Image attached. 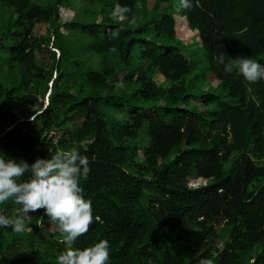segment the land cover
I'll return each instance as SVG.
<instances>
[{"label":"trees","instance_id":"16d2710c","mask_svg":"<svg viewBox=\"0 0 264 264\" xmlns=\"http://www.w3.org/2000/svg\"><path fill=\"white\" fill-rule=\"evenodd\" d=\"M222 54L264 65V0H0V154L88 157L93 222L73 248L264 264V79L225 72ZM36 219L0 227V264H57L66 245Z\"/></svg>","mask_w":264,"mask_h":264},{"label":"clouds","instance_id":"9594fccd","mask_svg":"<svg viewBox=\"0 0 264 264\" xmlns=\"http://www.w3.org/2000/svg\"><path fill=\"white\" fill-rule=\"evenodd\" d=\"M178 7L191 9L193 0H178ZM220 63L225 72H236L246 81L264 79V65L250 58L236 56L225 62L222 54ZM90 171L88 157L77 150L56 152L32 163L0 154V204L11 199L22 214L11 219L0 214V227L23 232L22 216L43 210L57 226L66 245L57 256V264H108L110 245L107 239L84 248L72 247L93 222L92 203L85 197L81 185Z\"/></svg>","mask_w":264,"mask_h":264},{"label":"rangeland","instance_id":"374dc122","mask_svg":"<svg viewBox=\"0 0 264 264\" xmlns=\"http://www.w3.org/2000/svg\"><path fill=\"white\" fill-rule=\"evenodd\" d=\"M182 30V29H181ZM192 31H194V30H192ZM156 80L157 81H164L163 80V77L160 75V74H157L156 75ZM190 78L192 79V81L194 82V83H199L200 82V80L198 79V78H194L193 76H190ZM212 81H214V80H212ZM206 87H207V85H206ZM47 104V99L45 100V105ZM5 209L6 210H8V212H11V213H16L17 214V210H18V208H19V206L18 205H16L15 203H14V201L13 200H8L7 201V203L5 204ZM38 212V211H37ZM37 212H34V213H30V214H28V215H26V216H22V218L24 219V221H25V227H24V229H30L31 227H33L35 224H36V216H37ZM18 214H20V215H22L21 213H18ZM17 214V215H18Z\"/></svg>","mask_w":264,"mask_h":264}]
</instances>
